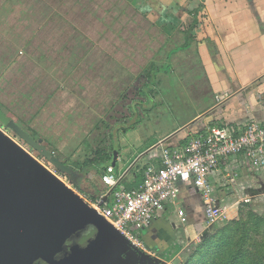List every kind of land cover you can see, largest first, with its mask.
I'll return each mask as SVG.
<instances>
[{"label":"crops","instance_id":"1","mask_svg":"<svg viewBox=\"0 0 264 264\" xmlns=\"http://www.w3.org/2000/svg\"><path fill=\"white\" fill-rule=\"evenodd\" d=\"M121 1L129 4L133 13L141 20L144 19L143 22H150L148 25L135 27L137 31H141L134 38L137 47L141 49L137 56L132 60L127 56L113 55L110 48L117 47V44L106 38V32L110 31L112 24L103 23L101 27L97 25L99 28L93 30V37L98 30L95 38H91L90 33L88 40L71 46L76 50L71 53V67L64 82L59 69L62 58L56 55L57 40L50 34L52 25L43 32L44 39L32 50L26 49L31 38L25 39L28 41L22 44V49H25L22 50L16 48L19 41L17 35L15 37L11 31L10 34L6 32V35H2L0 109L19 128L27 127L25 131L29 135L32 133V136L58 139L59 143H65L68 139H96V127L103 126L105 119L103 116L99 125L94 123L96 108L102 106L101 111L110 112L113 90L122 94L127 87L125 79L142 75V64H149L152 74L151 91H154L153 77L159 79V76H166L169 82L171 77L167 73L171 69V75L181 82L184 99L195 107L175 129L157 137L160 151L140 153L147 155L143 159L146 165L142 169L140 182L135 179L137 174L134 179H130V163L136 157L131 160L128 156L125 159L126 155L123 157L118 152L116 160L127 164L124 173L118 170L119 187L139 189L148 163L156 162L158 166L161 165L164 146L184 145L189 137L203 131L202 128H207L209 123L225 125L243 124L251 120L264 122V0ZM103 12L110 13V5L107 4ZM53 20L52 15L44 23ZM148 26L152 36L147 37V40L142 39L143 30L148 29ZM117 31L121 32L120 29ZM38 38L40 36L32 40ZM43 47L50 50L44 53ZM146 48H150L149 52L145 51L149 56L143 55ZM164 55L165 61L161 62L168 66L166 73L160 70L162 66L158 67L159 59ZM112 62L117 64L113 69ZM201 72L205 76L204 85L200 80ZM67 79L70 81H66ZM157 90L152 93L159 94ZM225 94L229 97L218 102L217 97ZM204 96H210V99L203 103ZM12 113L15 116L12 117ZM36 124L46 129L47 134L42 133L46 138L35 132ZM188 125L189 129L180 131ZM29 135L23 137L28 139ZM235 158L227 165L231 170L223 164L216 171L213 183L220 188L213 199L219 191L235 186L234 190H239L240 187L247 190L244 193L249 197L245 200L264 202V196L258 194L260 187L264 189V167L248 170L240 163V158ZM101 159L102 157L95 158L93 164L100 180L105 169ZM141 159L140 156L135 161ZM228 175H236L233 183H229ZM126 183L131 187L127 188ZM180 188L179 199L170 203V209H166L142 232L147 248L154 252H167L172 244L179 246L186 238L193 237L207 222L202 194L193 183H186ZM104 192L91 198L97 199ZM218 202L220 203L219 200L215 203ZM262 207L264 208L263 205ZM180 210L183 215H180Z\"/></svg>","mask_w":264,"mask_h":264},{"label":"rangeland","instance_id":"2","mask_svg":"<svg viewBox=\"0 0 264 264\" xmlns=\"http://www.w3.org/2000/svg\"><path fill=\"white\" fill-rule=\"evenodd\" d=\"M104 4L105 7L107 4L110 5V13L103 12ZM52 15L54 20L44 23L45 19H49ZM143 21V18L141 20L137 14L133 13L129 4L126 5L121 0H0V40L2 35H6V32L10 34L11 31L15 37L18 36L19 41L16 48L22 49V44L26 43L29 38L32 40L34 37L40 36V38L30 40L31 43L26 44V47L28 44L30 45L25 48L32 50L38 46L41 39H44L43 32L52 27L50 34L55 36L58 45L56 55L62 58L59 69L63 75V82L69 75L71 53L76 50L74 47L72 49L71 46L88 40L90 33L89 36L95 38L98 30L93 37L94 28L101 27L103 23L112 24L110 31L106 32V38L111 39L110 42L115 41L117 44V47L110 48L113 55L127 56L133 60L134 56H137L138 50H141L134 42L135 36L141 32L137 31V28L142 24L148 25L150 23ZM50 25L52 26L49 28ZM135 27L137 28L135 29ZM118 29L121 32L117 31ZM150 29L148 26V29L143 30L142 39L146 38L147 40V37L152 36ZM43 48L44 53L50 50ZM146 50L149 52L150 48L144 49L143 55L149 56L145 52ZM162 60L165 61V55L159 59L158 67L162 66L160 70L166 73L168 66L161 62ZM116 65L112 62V69ZM142 67V75L136 78L130 76L125 79L127 87L122 94L117 90L112 91L109 113L101 111L102 106L96 108L94 123L99 125L103 116L105 117L103 126L96 127L98 133L96 139H68L65 143H59L58 139H43L38 135L32 136V133L29 135V132L25 131L27 127L20 128V131L16 132L2 120H0V129L84 198L92 199V196L104 192L106 189L102 180L99 179L97 168L93 165L96 161L95 158L102 157L101 163L103 165L111 163L115 158L116 173L118 174V170L124 173L126 170H123L127 166L124 161L116 160L118 152L123 157L126 155L125 159L128 156L131 160L141 156V160L135 161V159V162L130 163L132 166L129 165L131 167L130 179H134L137 174L135 179L140 182L142 169L146 165L143 159L147 157V155H140V153L143 154L144 151L148 150L151 152L160 151L161 146L158 144L157 137L163 132H171L175 129L193 112L195 107L184 99L181 82L176 76L171 75V69L170 73H167L171 77L169 82L166 76H159V79L153 77L154 91L158 89L159 92L155 95L156 93H152L154 91H151L152 86L150 85L152 79L151 65L142 64ZM200 80L201 84L204 85L205 76L202 72L200 73ZM66 81H70V79ZM150 93L154 97H151ZM209 99L210 96H204L202 101L204 103ZM11 115L12 117L15 116L13 113ZM15 125L19 127L17 124ZM35 127L37 131H34L46 138L43 135L47 134L46 129L38 126V124ZM189 128L190 125L180 131H186ZM21 135H29V138L25 139ZM235 159V157H231L225 162H221L220 165L224 164L226 167L230 161ZM158 165L156 162H150L147 166L155 168ZM244 167L248 170L251 168L248 162L244 163ZM228 170H231L230 166ZM125 185L127 188L131 187L129 183ZM230 187L231 189L219 191L214 199L215 202L219 200L221 203H217L222 211L221 220L214 224L206 222L201 227L202 229H199L193 237L186 238L179 246L172 244L167 252H154L150 249L147 252L131 249L127 247V244H122L118 240L107 239L101 245L100 254L97 256L99 258L95 264H239V262L242 263L246 260H248L246 264H251V257L255 254L256 245L263 244L261 241L262 232L258 234L254 231L251 237L247 238L248 241H245V228L241 227L240 230L239 224L238 226L232 225L230 230L227 228L232 221L239 219L240 208L244 211L245 216L249 210L254 211L257 215H264V208L262 207L264 202L246 201L245 198L249 196L244 192L247 190L245 191L242 187H240L241 190H234L236 189L235 186ZM260 188L258 194L264 196V189ZM166 209H170L168 204ZM3 222L6 224L9 219L0 222V225ZM208 239H211L213 243L209 242L204 247Z\"/></svg>","mask_w":264,"mask_h":264},{"label":"built area","instance_id":"3","mask_svg":"<svg viewBox=\"0 0 264 264\" xmlns=\"http://www.w3.org/2000/svg\"><path fill=\"white\" fill-rule=\"evenodd\" d=\"M228 97L219 95L217 100L223 102ZM202 129L182 146H164L161 165L144 170L139 189L119 187L120 176L114 165H108L101 175L106 191L97 199L83 197L132 248L149 251L142 232L166 211L167 204L179 199L181 185L193 183L203 196L207 222L214 224L222 217L221 207L213 199L220 188L213 177L221 162L238 157L242 165L248 162L252 169L264 167V122L209 123ZM229 175V183H233L236 175Z\"/></svg>","mask_w":264,"mask_h":264},{"label":"water","instance_id":"4","mask_svg":"<svg viewBox=\"0 0 264 264\" xmlns=\"http://www.w3.org/2000/svg\"><path fill=\"white\" fill-rule=\"evenodd\" d=\"M0 144L11 147L22 158L33 160L20 144L1 129ZM5 152L6 149L5 151L0 150V168L4 169L3 155ZM108 165L115 166V158L104 167ZM50 175L57 186H59L60 191H57L59 197H61L59 205L47 213L52 222L47 224L40 220L39 226L24 227L20 230L18 237L12 242H9L10 238L8 235L10 232H7L3 237L7 241L0 243V247L4 244L8 245L10 253L7 254L11 259L10 264H72L76 260L79 262V260L84 258L85 252L100 234H108V239L118 240L132 249L129 242L91 207L80 194L68 187L60 178ZM68 201L71 202V209L68 207ZM36 213L39 219V210L33 215ZM72 238L77 240L73 246L70 244ZM101 245L95 249V256H99ZM68 249H71V251H68ZM61 252L66 253V255L69 253V255L64 256L63 260L59 261L56 256Z\"/></svg>","mask_w":264,"mask_h":264},{"label":"flooded vegetation","instance_id":"5","mask_svg":"<svg viewBox=\"0 0 264 264\" xmlns=\"http://www.w3.org/2000/svg\"><path fill=\"white\" fill-rule=\"evenodd\" d=\"M5 149L6 152L3 155L5 169L0 168V182L2 183H0V222L6 219H9V222L6 224L3 222L0 225V243L7 241L3 239L7 232H10L8 237L9 242H12L18 237L20 230L26 226H39L40 220L50 224L52 220L47 213L59 205L61 198L57 191H60V188L50 175L58 177L54 172L40 163L27 150L25 151L33 160L22 158L11 147L0 144V150L5 151ZM68 187L71 186L68 185ZM67 204L71 209V202L68 201ZM37 210L40 213L39 219L37 213L33 215ZM108 238V234L98 235L92 246L85 252L84 258L72 264H95L99 258L95 256V249L99 248ZM76 242L77 240L72 238L71 246ZM7 253H10L8 245L4 244L0 247V264H10L11 259ZM68 255L69 253L66 255L61 252L56 259L60 261Z\"/></svg>","mask_w":264,"mask_h":264},{"label":"trees","instance_id":"6","mask_svg":"<svg viewBox=\"0 0 264 264\" xmlns=\"http://www.w3.org/2000/svg\"><path fill=\"white\" fill-rule=\"evenodd\" d=\"M0 120L8 123L16 132L20 131V128L17 127L12 121H10V119L4 114V112L1 109H0ZM21 136L23 137V135H21ZM93 197L95 198L96 195H94ZM239 214H240L239 219L232 221L231 224L228 225L227 229L230 230L232 225L238 226V224H239L240 230L242 228L246 229L245 230V235H246L245 241H248L247 238H250L254 231H255L254 233H258V234H260V232H262L263 237H262L261 241L263 244L256 245L255 254H253V256L251 257V264H264V215L260 216V215H257L256 213H254V211L249 210L247 215L245 216L244 211L241 208L239 209ZM254 221H256L255 224H253ZM258 227H259V229H257ZM209 242L213 243V242H211V239H208L205 242L204 247H206ZM247 261L248 260L242 261V263L239 262V264H246ZM236 263H238V262H236Z\"/></svg>","mask_w":264,"mask_h":264}]
</instances>
